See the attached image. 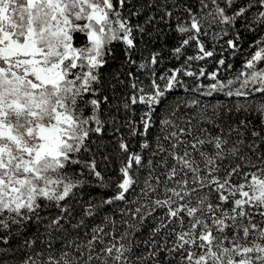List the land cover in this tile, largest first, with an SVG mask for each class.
Instances as JSON below:
<instances>
[{"label":"snow or ice","instance_id":"1","mask_svg":"<svg viewBox=\"0 0 264 264\" xmlns=\"http://www.w3.org/2000/svg\"><path fill=\"white\" fill-rule=\"evenodd\" d=\"M0 264H264V0H0Z\"/></svg>","mask_w":264,"mask_h":264}]
</instances>
